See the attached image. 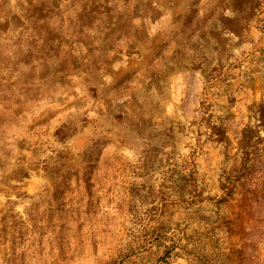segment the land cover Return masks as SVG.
Listing matches in <instances>:
<instances>
[{
    "label": "rangeland",
    "instance_id": "obj_1",
    "mask_svg": "<svg viewBox=\"0 0 264 264\" xmlns=\"http://www.w3.org/2000/svg\"><path fill=\"white\" fill-rule=\"evenodd\" d=\"M261 107L264 0H0V264H264Z\"/></svg>",
    "mask_w": 264,
    "mask_h": 264
},
{
    "label": "trees",
    "instance_id": "obj_2",
    "mask_svg": "<svg viewBox=\"0 0 264 264\" xmlns=\"http://www.w3.org/2000/svg\"><path fill=\"white\" fill-rule=\"evenodd\" d=\"M260 117H261V123L259 124V126L264 129V107H261V112H260ZM176 248V246H172V247H169L168 250L166 251V254H171L174 249Z\"/></svg>",
    "mask_w": 264,
    "mask_h": 264
}]
</instances>
